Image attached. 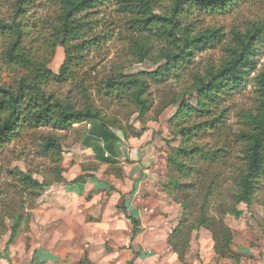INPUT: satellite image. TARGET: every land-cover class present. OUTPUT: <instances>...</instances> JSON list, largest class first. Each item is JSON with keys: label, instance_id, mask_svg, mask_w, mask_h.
Here are the masks:
<instances>
[{"label": "trees", "instance_id": "1", "mask_svg": "<svg viewBox=\"0 0 264 264\" xmlns=\"http://www.w3.org/2000/svg\"><path fill=\"white\" fill-rule=\"evenodd\" d=\"M248 2L0 0V238L8 231L13 243L44 190L64 181L60 132L74 130L96 161L115 164L118 133L140 137L151 113L172 106L170 135L180 142L166 154L163 190L181 219L168 243L183 259L204 228L218 256L238 260L224 217L238 218L264 183V6L258 17L237 14ZM112 40L115 56L101 71L72 69ZM57 47L65 59L55 73ZM143 63L151 68H133ZM109 109L139 126L109 119ZM11 154L41 162L23 170L5 163ZM76 264L91 262L84 255Z\"/></svg>", "mask_w": 264, "mask_h": 264}, {"label": "crops", "instance_id": "2", "mask_svg": "<svg viewBox=\"0 0 264 264\" xmlns=\"http://www.w3.org/2000/svg\"><path fill=\"white\" fill-rule=\"evenodd\" d=\"M149 128L140 137L118 133L115 164L99 163L78 143L62 160L64 181L44 190L28 229L0 244V264H76L84 255L91 264H216L221 257L204 228L192 232L183 259L168 243L181 207L163 190L166 156L158 134L146 138ZM245 214L225 219L231 249L239 258H264V232Z\"/></svg>", "mask_w": 264, "mask_h": 264}, {"label": "rangeland", "instance_id": "3", "mask_svg": "<svg viewBox=\"0 0 264 264\" xmlns=\"http://www.w3.org/2000/svg\"><path fill=\"white\" fill-rule=\"evenodd\" d=\"M263 6H264L263 0H249L247 4L241 5L239 12L237 14L243 13L244 15H247L249 17H258L263 14ZM237 14H234L233 17L237 16ZM233 17L231 18L228 17L226 19L221 18L220 20L223 23H228ZM116 50H117V46L113 42V40L111 42L109 41L106 44V46L102 49H99V50L91 49L89 52H84L85 54L84 62L80 64L78 67L73 66L72 69L78 72L89 71L91 68H94L93 71H101L103 66L107 65V63L111 61V59L115 56ZM64 59H65V56H64L62 49L57 47L54 52V56L50 60L49 68L52 69L56 73L58 71L59 66L63 63ZM260 60L264 62V53L260 56ZM133 68L142 70V69H149L151 68V66L148 63H143V64H134ZM64 90L67 91L68 87H65ZM92 95L95 97L94 91ZM244 96L235 98L234 103L238 104V103H241L242 101H245L247 96L245 94ZM189 101L192 105H195V100L193 97L189 98ZM116 110L109 109L106 111V114L109 119L116 118L120 122V124H122L125 127L129 125H133V124L137 127L139 126V123L135 119V115L127 116L126 112H122L118 114L116 113L117 112ZM174 111H175V107L169 106L159 116H157V118H156L155 113H151L150 117H152V120H149V122L147 123V125L150 126L149 129L150 130L152 129V132L148 130V132L146 133V138L153 140L154 138H157L155 137V135L158 134L157 135L158 138L159 136L161 137V144H159L160 146L159 145L157 146L160 147V150H162V153H164L165 156L169 152L171 146H177L180 142L178 138L173 139L172 136L170 135L172 126L170 125L168 120L171 117V115L174 113ZM229 118L231 121L232 116H230ZM74 126L79 129L82 128V125L80 126L74 125ZM60 135H63L65 137V139L63 140V144H64L63 154H62V160H63L67 156V154L71 152V150L75 149V147L78 145L79 142L74 135V130L60 132ZM158 140L159 139H157L156 141ZM12 157H13L12 154L7 155L5 163L7 161L9 162L11 166L18 165L23 170H26L27 168L34 169L36 166V163L41 162V160H36V161H33L32 164L31 163L29 164V162L25 161L24 159L14 160ZM34 176L37 179L41 180V176L39 174H35ZM165 182H166V179H165ZM238 208L239 210H241V214L242 212H245L246 217H250L254 219L260 226L261 230L264 232V183H263L262 189L257 192L256 198L254 199L251 205L247 206L244 203H240L238 205ZM249 214H251V216ZM227 217L229 218L233 216L226 215L224 217V221ZM248 221L249 219L247 220V222ZM8 236H9V232L7 231L0 238V244L4 242L5 238Z\"/></svg>", "mask_w": 264, "mask_h": 264}, {"label": "built area", "instance_id": "4", "mask_svg": "<svg viewBox=\"0 0 264 264\" xmlns=\"http://www.w3.org/2000/svg\"><path fill=\"white\" fill-rule=\"evenodd\" d=\"M216 264H264V258L262 256L242 257L236 261H231L221 257L217 260Z\"/></svg>", "mask_w": 264, "mask_h": 264}]
</instances>
